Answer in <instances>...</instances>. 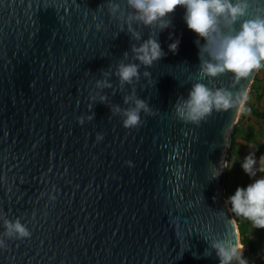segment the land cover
Segmentation results:
<instances>
[{
	"label": "water",
	"instance_id": "obj_1",
	"mask_svg": "<svg viewBox=\"0 0 264 264\" xmlns=\"http://www.w3.org/2000/svg\"><path fill=\"white\" fill-rule=\"evenodd\" d=\"M109 2L0 0V212L31 233L6 239L0 264H219L211 241L240 240L226 167L242 101L264 66L239 81L200 80L229 89L237 104L200 125L180 121L173 105L199 79L185 9L155 32L166 55L121 87L117 65L139 63L131 49L150 29L133 24L134 39ZM112 3L131 11L126 0ZM133 93L154 114L126 129L112 109L129 107Z\"/></svg>",
	"mask_w": 264,
	"mask_h": 264
},
{
	"label": "clouds",
	"instance_id": "obj_2",
	"mask_svg": "<svg viewBox=\"0 0 264 264\" xmlns=\"http://www.w3.org/2000/svg\"><path fill=\"white\" fill-rule=\"evenodd\" d=\"M126 5L131 10L127 14L112 0L107 6L113 16L120 12L116 18L124 20L128 33L134 39L140 40L141 34L133 28V24L149 28L150 34L139 46H132L135 61L139 63L121 62L117 65L115 75L121 87L140 79L141 65L150 68L166 55L155 32H163L173 26L170 15L177 7L185 9L183 19L187 28L198 37L194 43L198 48L199 79L192 83L187 96L177 98L173 105L175 117L180 121L200 125L214 111H226L237 104V98L229 89L208 87L200 80L231 74L234 80L239 81L253 69L264 66V0H126ZM201 40L204 42L201 43ZM178 46L179 40H176L168 45V49L176 53ZM123 55L126 58L128 53ZM150 75V72H144L145 77ZM96 87L110 88L112 85L107 80H97ZM124 103L130 106L124 109L113 106L112 111L122 116L123 127L126 129L141 126L142 112L146 115L154 114L149 103L136 97L135 93L125 96ZM92 118L88 117L89 120ZM78 122L83 125V117ZM102 138L99 134L96 136L97 141ZM127 163L132 166L130 161ZM255 163L251 156H246L241 164L249 177L256 175ZM226 203L230 205L234 216L251 222L255 229H264V177L254 179L246 187H237ZM0 221L4 229L0 233V246L5 245L6 239L20 240L31 235L20 218L9 220L0 212ZM210 247L215 251L219 264H249L244 257L245 245L239 239L233 243L230 239L217 237L211 241Z\"/></svg>",
	"mask_w": 264,
	"mask_h": 264
},
{
	"label": "rangeland",
	"instance_id": "obj_3",
	"mask_svg": "<svg viewBox=\"0 0 264 264\" xmlns=\"http://www.w3.org/2000/svg\"><path fill=\"white\" fill-rule=\"evenodd\" d=\"M260 76L264 74V70L259 73ZM251 88L253 91V86L250 87L248 94L243 102L241 112L246 111L249 107V100L251 96ZM262 103V97L259 99V104ZM260 110L261 108H255ZM241 113L239 115L238 123L236 125L234 134L237 136V142L235 144V151L233 152V156L231 160H228V164L226 167V178L224 183V196L225 199L234 194L237 187H246L248 184L252 183L254 179H259L264 177V171L260 170L258 167L260 157L262 153H260L256 148V143L259 140L263 139L264 135V120H258L253 118L252 121L249 118L240 120ZM246 156H251L255 161L254 170L256 171L255 177H249L242 169L241 164L244 162V158ZM230 208V205H229ZM231 212V211H230ZM232 214V213H231ZM233 215V214H232ZM236 223L238 225V219H240L243 223L248 224L251 238L256 243L257 246L262 247L264 251V229H255L253 228L251 222L245 220L242 217L234 216Z\"/></svg>",
	"mask_w": 264,
	"mask_h": 264
},
{
	"label": "trees",
	"instance_id": "obj_4",
	"mask_svg": "<svg viewBox=\"0 0 264 264\" xmlns=\"http://www.w3.org/2000/svg\"><path fill=\"white\" fill-rule=\"evenodd\" d=\"M264 70V67L261 69L260 72ZM259 72V73H260ZM259 73L256 76L252 86L255 87L258 79H259ZM252 91V88H251ZM251 115L253 118H256L258 120H264V111L258 110V109H252L247 108L246 111L241 112L240 116V122L245 119L247 116ZM237 142V136L236 134L233 135L232 139V148L229 159L231 160L233 156V152L235 151V144ZM256 148L260 153H264V141L257 142ZM238 221V229L240 232V240L244 243V257L248 260L249 264H264V254L259 250L256 243L251 238V233L248 224L243 223L240 219Z\"/></svg>",
	"mask_w": 264,
	"mask_h": 264
},
{
	"label": "crops",
	"instance_id": "obj_5",
	"mask_svg": "<svg viewBox=\"0 0 264 264\" xmlns=\"http://www.w3.org/2000/svg\"><path fill=\"white\" fill-rule=\"evenodd\" d=\"M260 97H262L261 105L259 104ZM248 105H249V108L255 109V108L260 107L261 108L260 110L264 111V74H262L261 76L259 74V79L251 93ZM247 118L251 119V121L253 119L251 115L247 116ZM262 141H264V135H263V139L259 140L258 142H262ZM259 159L260 161H259L258 167L260 170L264 171V153H262V156ZM257 247L264 254L262 247H259V246Z\"/></svg>",
	"mask_w": 264,
	"mask_h": 264
},
{
	"label": "bare ground",
	"instance_id": "obj_6",
	"mask_svg": "<svg viewBox=\"0 0 264 264\" xmlns=\"http://www.w3.org/2000/svg\"><path fill=\"white\" fill-rule=\"evenodd\" d=\"M242 103H243V101H242Z\"/></svg>",
	"mask_w": 264,
	"mask_h": 264
}]
</instances>
